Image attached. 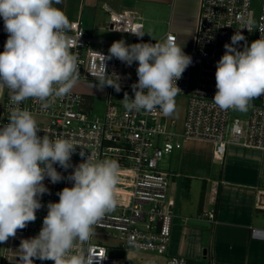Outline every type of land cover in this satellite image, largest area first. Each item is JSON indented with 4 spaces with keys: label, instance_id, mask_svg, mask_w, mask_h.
I'll list each match as a JSON object with an SVG mask.
<instances>
[{
    "label": "built area",
    "instance_id": "obj_1",
    "mask_svg": "<svg viewBox=\"0 0 264 264\" xmlns=\"http://www.w3.org/2000/svg\"><path fill=\"white\" fill-rule=\"evenodd\" d=\"M140 20L141 17L132 11H112L104 28L135 35L133 32L143 31ZM259 29H264V0L258 3L255 0H200L190 48L180 46L174 31L166 33L164 41L171 37L192 58V63L176 82L182 90L178 96L186 100L185 117L182 128H179L174 116H164L159 109L150 113L126 110L122 100L125 93L134 98L132 85L138 81V62L129 66L115 57L108 59L109 51L93 46L95 40L82 21H71L65 31L72 41L71 52L78 58L77 81L104 83L107 86L104 97L106 108L102 115L92 117L89 113L91 108L87 106L88 96L73 88L63 98H50L47 109L33 98L19 105L14 104L6 87L2 99L0 93V127L8 123L13 108H26L41 129L38 135H48L51 139L72 138L78 145L71 156L69 168L53 165L63 179L53 184L45 178L43 183L49 191L40 197L42 207L36 212V220L17 230L15 237L0 243V264H17L21 240L39 234L48 203L58 202L57 193L64 187L73 186L69 176L88 155L116 161L119 177L122 178L115 190L117 207L94 226L92 238L105 235L107 231L122 241L121 248L125 251L153 252L167 256L166 264H189L186 257L172 255L169 251L175 201L169 195L170 178L162 168V162L183 147L185 138L210 140L213 157L220 163L225 161L230 146L264 152V95L259 97L258 102L250 104L243 117H233L232 109L221 110L212 101L217 91L216 64L225 52L224 45L231 44V37L240 31L245 40L234 46L243 50L245 44L250 46L251 42L264 35V31ZM4 33V21L0 17V35ZM102 63L105 72L101 69ZM114 86H120V90L117 91ZM81 151L85 153L84 157L80 156ZM129 184L131 186L127 187ZM256 206L264 210V190L258 192ZM215 216V210H210L204 213L203 218L213 220ZM252 234L263 239L264 228H253ZM92 238L83 247L87 251L91 245L97 255L106 257L98 264H133L127 256L110 254L107 246L92 242ZM34 264L54 262L34 258Z\"/></svg>",
    "mask_w": 264,
    "mask_h": 264
},
{
    "label": "clouds",
    "instance_id": "obj_2",
    "mask_svg": "<svg viewBox=\"0 0 264 264\" xmlns=\"http://www.w3.org/2000/svg\"><path fill=\"white\" fill-rule=\"evenodd\" d=\"M59 3L61 0H0V17L8 34L0 52V91L8 88L16 105L33 98L47 109L50 98H63L77 83L78 58L71 52L72 41L65 31L70 22L54 6ZM244 40L237 31L216 64L217 91L212 101L221 110L246 112L253 99L264 95V35L238 50L234 45ZM108 51V59L115 57L129 66L138 62L134 98L125 93L122 100L126 110L150 113L159 109L164 116L173 113L175 97L182 92L176 82L192 58L171 37L155 44L129 45L118 40ZM101 69L105 72L103 63ZM114 87L120 90V86ZM40 131L33 114L19 107L13 108L8 123L0 127V243L36 220L42 207L40 197L49 191L45 178L53 184L63 179L53 165L71 166L78 146L75 141L40 136ZM84 155L81 151L80 156ZM69 179L73 186L57 193L58 202L48 203L39 234L21 240L17 264H34V258L54 264H98L106 258L97 255L91 245L87 251L83 246L94 235V226L117 207L119 164L88 155Z\"/></svg>",
    "mask_w": 264,
    "mask_h": 264
},
{
    "label": "crops",
    "instance_id": "obj_3",
    "mask_svg": "<svg viewBox=\"0 0 264 264\" xmlns=\"http://www.w3.org/2000/svg\"><path fill=\"white\" fill-rule=\"evenodd\" d=\"M199 2L200 0H61V3L54 6L65 13L69 22L80 19L95 40L93 46L96 48L109 50L112 43L118 40H124L129 45L138 43L139 38L153 41L155 33L151 26L162 23L166 25L162 39L169 30L174 31L179 37L180 46L188 49L196 30ZM112 11H132L140 16L144 35L139 37L124 32L108 35L104 26ZM131 37L136 40L131 41ZM73 89L103 101L107 93V86L101 82L77 81ZM3 91L4 89L0 91L1 99ZM258 101L259 98H255L250 104ZM184 117L185 111L182 120L175 117L179 128H182ZM233 147L230 146L227 155L229 151L233 153ZM243 149L246 150L236 152L243 157L241 162L232 166L240 169L235 171L234 175L239 177L236 180L223 177L224 171L217 178V161L213 157V143L210 140L185 138L183 147L163 160L162 168L168 172L170 178L169 195L175 201L169 250L172 255L190 259L189 264H218L211 250L205 254L204 259L191 256L193 237L212 239V244L218 240L220 230H224L227 225H233L236 228L233 237L243 245L242 257L235 264H264V238H255L252 234L253 228H264L256 224L257 215L252 213V210H260L256 201L258 192L264 190V174L260 169L264 152ZM224 192L228 194L225 195ZM210 210H215V219L203 218L204 213ZM207 223H211L212 227ZM132 255L135 256L133 264H166L167 260V256L151 252L139 251Z\"/></svg>",
    "mask_w": 264,
    "mask_h": 264
},
{
    "label": "rangeland",
    "instance_id": "obj_4",
    "mask_svg": "<svg viewBox=\"0 0 264 264\" xmlns=\"http://www.w3.org/2000/svg\"><path fill=\"white\" fill-rule=\"evenodd\" d=\"M256 3L259 2V0H255ZM153 30H154V37L153 41H161L163 42L164 39H162V33L164 30H166V25L162 23H155L152 24ZM106 33L108 35H116L117 33H114L113 31L106 30ZM8 38V34L4 33L0 35V52L4 51V44ZM136 39L134 37H131V41H135ZM130 41V42H131ZM94 82V81H93ZM1 93V92H0ZM185 105H186V100L183 96H176L175 97V109L172 113L173 116H175L178 120H182L184 111H185ZM89 108H91L90 115L92 117H96L98 115H102L105 111L106 105L103 100H99L93 97H88V105ZM247 112V111H246ZM246 112H240L237 110H233L232 116H245ZM235 150L229 151L225 165H223L220 162H216V172H217V178H220L222 176V172L224 171L225 175L223 177L225 178H234V180L239 179V177H236L235 171L240 170V169H234L232 166L233 164H236L237 162H241V154H237L236 152L246 150L243 149L242 147H233ZM230 150V147L228 148ZM235 151V152H234ZM241 157V158H240ZM246 158V157H245ZM260 160V157H259ZM260 169L263 170L264 174V161L260 164ZM122 171V170H121ZM238 174V173H237ZM239 175V174H238ZM227 176V177H226ZM244 177V176H243ZM122 178L119 177L118 181L120 182ZM264 179V175H263ZM124 180V178H123ZM245 180V179H243ZM131 185H127V187H130ZM224 186V185H223ZM225 189L227 188L224 186ZM225 195L228 193L224 192ZM233 195V194H232ZM233 196H231L232 198ZM113 212V211H112ZM252 213H255L256 220H257V225L264 227V211H256L252 210ZM229 219V218H227ZM208 226L212 227L211 223H207ZM235 225V224H234ZM236 226V225H235ZM237 227V226H236ZM211 230V228H210ZM236 228L233 225H227L224 227V230H220L219 235H218V240H215L212 242V239L206 240V239H199L198 237H193V258L195 259H204L205 254L209 253V250L212 251V254L215 256V261L219 262L218 264H226L223 262H227V264H235L241 257L243 253V248L242 244L238 242V239H235L233 236L236 234ZM92 242L105 245L109 248V252L112 255H115L117 257H124L127 256L128 259H130L132 262H134L135 256L132 255V253L139 252L138 250H129L125 251L124 249L121 248V240L115 237L113 234H108L106 231L105 235H96L92 238ZM141 252H148V251H141ZM153 253V252H151ZM195 254V255H194ZM190 260V259H189ZM223 261V262H222ZM190 263V261H189Z\"/></svg>",
    "mask_w": 264,
    "mask_h": 264
},
{
    "label": "water",
    "instance_id": "obj_5",
    "mask_svg": "<svg viewBox=\"0 0 264 264\" xmlns=\"http://www.w3.org/2000/svg\"><path fill=\"white\" fill-rule=\"evenodd\" d=\"M137 41L139 42V43H151L152 41H150V40H146V39H143V38H139V39H137Z\"/></svg>",
    "mask_w": 264,
    "mask_h": 264
}]
</instances>
